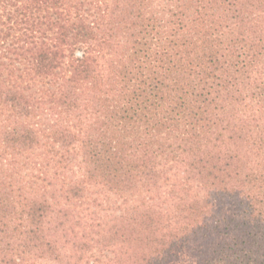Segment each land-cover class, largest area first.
<instances>
[{
  "label": "trees",
  "instance_id": "1",
  "mask_svg": "<svg viewBox=\"0 0 264 264\" xmlns=\"http://www.w3.org/2000/svg\"><path fill=\"white\" fill-rule=\"evenodd\" d=\"M84 203L99 264H264V0H0V264Z\"/></svg>",
  "mask_w": 264,
  "mask_h": 264
},
{
  "label": "rangeland",
  "instance_id": "2",
  "mask_svg": "<svg viewBox=\"0 0 264 264\" xmlns=\"http://www.w3.org/2000/svg\"><path fill=\"white\" fill-rule=\"evenodd\" d=\"M93 210L95 211L96 207L90 206L86 203L76 207L74 219L75 221L79 222L80 225L74 224V226L71 227L72 229H74V231H71L69 229L71 231V237L74 238V235H76V237H79L80 240L83 239V243L92 245V249L86 250L84 248V251H82L81 248H75L71 245H67L68 247L65 251L66 256L61 263L53 260H35L33 262H30L29 264H99L100 262L106 261L109 257H111L113 255L111 253V249L100 250L101 247L95 246L96 244L91 241V239L96 237V235H94L95 231H97L98 229V226L96 225L108 222V220L110 219V216H108L110 214V211L109 213L99 211V213H97L96 215L95 213H93ZM98 214L101 216H99ZM78 257H80V260H77ZM177 264H192V259L188 255H182Z\"/></svg>",
  "mask_w": 264,
  "mask_h": 264
}]
</instances>
